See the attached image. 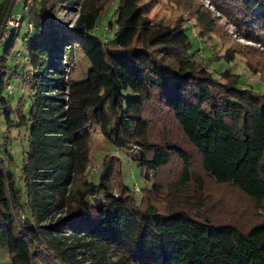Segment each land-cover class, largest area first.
Here are the masks:
<instances>
[{
  "label": "trees",
  "instance_id": "trees-1",
  "mask_svg": "<svg viewBox=\"0 0 264 264\" xmlns=\"http://www.w3.org/2000/svg\"><path fill=\"white\" fill-rule=\"evenodd\" d=\"M113 1L31 0L27 35L40 36L27 59L7 68L19 28L3 45L0 250L12 264H264V94L222 83L206 58L195 60L183 22L211 40L201 6L182 0L174 23L155 22L163 0H117L114 37L103 42L93 30ZM13 4L0 0V35ZM218 6L260 44L264 0ZM59 10L77 15L71 28L55 23ZM74 46L91 66L81 81L67 69ZM20 65L27 115L6 93ZM28 123L21 189L9 129ZM93 129L118 151L138 150L143 178H154L140 201L116 156H104L92 181Z\"/></svg>",
  "mask_w": 264,
  "mask_h": 264
},
{
  "label": "rangeland",
  "instance_id": "rangeland-1",
  "mask_svg": "<svg viewBox=\"0 0 264 264\" xmlns=\"http://www.w3.org/2000/svg\"><path fill=\"white\" fill-rule=\"evenodd\" d=\"M163 1L164 2L159 3L154 8L150 14V18L155 22L162 21L174 23V21L180 17V11L177 10V8L179 7V2L181 3L182 0ZM188 1L195 4L197 7L201 6L208 14L210 20L205 21L207 28L210 30V37H212V39L207 42L197 39L198 35L193 28V20L186 19V21L183 22V26L187 29L186 33L193 44L191 52H196L195 60H200L203 57L206 58L205 63L208 65L213 77L222 83L234 80L239 82V84L250 85L255 91L264 94V32L258 33L257 35L260 44L251 40L249 41L246 37L248 34L246 26L238 24L234 17H229L218 6V0ZM117 7V0L111 2L110 6L100 17L97 27L93 30V34L99 37L103 42L112 40L114 37L116 27L113 23V17ZM16 11L22 12V4H18ZM59 14L65 16L64 20L66 24H69L76 17L74 12L59 10L54 15L55 23H59L60 21L58 19V17H60ZM109 23H112L111 30L106 29ZM27 26L28 23L24 15L21 21V26L17 30L12 53L7 57L6 65L8 69L15 68L16 63L22 62L23 59L27 57L29 48L32 46L34 40L40 36L38 32H32L27 35ZM5 43L6 41L3 42L2 47L0 48V59L3 55V45ZM209 48L214 51L210 52ZM199 49H201L202 54L199 52ZM18 52L21 54L20 57H17ZM226 53L228 54L227 56L225 55ZM216 56L219 58L217 59ZM90 67V63L82 50L74 46L73 64L70 62L69 68L67 67L71 79L74 81L84 80L87 77ZM12 72L14 71H10L9 75H11ZM23 76L24 72L20 65L17 70V75H14L9 83L13 88L9 97L13 110L18 106L20 102L19 100L23 99L21 107L24 114L27 115L31 101L29 98V91L27 90L25 83H23ZM6 93H8L7 89ZM13 119H15V115H13ZM29 129V123L25 126L9 129L10 136L12 137L10 148L13 157V164L10 166V170L16 176L17 186L21 189L23 188V183L18 180V176L20 175L23 153L28 150L29 146ZM6 133L7 125L4 116L0 114V135H5ZM89 145L91 157L95 163V167L92 169V181L97 182L95 170L98 168V165L104 156H116L120 160V172L123 184L134 191L137 201H140L141 190L150 188L154 178L152 175L151 179L148 181L143 178V175L137 166L138 162L136 161L139 157L138 150L134 148L132 150L118 151L102 137L98 129H93L91 131V141ZM45 263L59 264L51 259V257H48L47 260H45ZM0 264H12L7 251L0 250Z\"/></svg>",
  "mask_w": 264,
  "mask_h": 264
},
{
  "label": "built area",
  "instance_id": "built-area-1",
  "mask_svg": "<svg viewBox=\"0 0 264 264\" xmlns=\"http://www.w3.org/2000/svg\"><path fill=\"white\" fill-rule=\"evenodd\" d=\"M30 3H31V0H14L12 10L9 13V15L5 21L2 33L0 35V48L2 47L3 42L8 40V38L11 36L13 31H15L16 29H18L21 26V21L24 17V14L28 11ZM18 4H22V12L16 11V7L18 6ZM65 13H67V12H65ZM59 15H60V17H58V19L60 20L59 24L66 26L67 28H71L73 26V24L75 22V18L77 17V15H76V17L74 18L73 21H71L69 24H66V22L64 20L65 16L62 14H59ZM27 28L29 30H31L32 29L31 24H28ZM199 52L202 54L201 49H199ZM20 56H21V54H20V52H18L17 57H20ZM26 59L27 58L25 57L23 59V61H25ZM6 89L8 90L9 94L12 93L13 88L10 84L7 86ZM21 217H22V215H21Z\"/></svg>",
  "mask_w": 264,
  "mask_h": 264
}]
</instances>
